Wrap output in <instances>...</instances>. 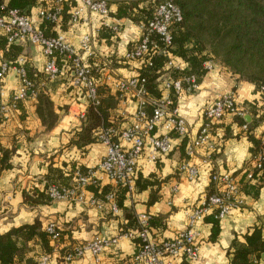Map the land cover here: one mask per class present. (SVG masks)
I'll list each match as a JSON object with an SVG mask.
<instances>
[{"label": "trees", "instance_id": "obj_1", "mask_svg": "<svg viewBox=\"0 0 264 264\" xmlns=\"http://www.w3.org/2000/svg\"><path fill=\"white\" fill-rule=\"evenodd\" d=\"M78 1L7 0L5 2V0H0V4L4 5V9H16L32 20L31 9L35 8L37 20L33 21L37 28L41 30L45 37H56L57 35H64L68 30L81 23V20L74 23L70 21L71 11L76 7ZM104 1L108 10L107 17L102 18L99 16L100 23L96 32L91 35L92 39L98 42L102 40L108 44L114 43L119 30L112 31L104 22H107L106 19L109 18L127 19L140 29L139 38L127 44V51H130L140 42L143 34L142 28L152 18L160 0ZM171 1L180 9L182 21L173 22L169 26L171 39L170 44L165 45V48L170 55L154 53L153 44L164 46V43L157 34L149 33L147 35L149 40L148 51L136 59H126L124 56L117 57L116 43L113 44V48L109 53H99L93 49L92 56L86 58L90 75L94 79L96 87L97 103L88 104L85 117L79 122L78 127L68 131L67 140L58 153H61L64 149L75 148L83 156L91 144L100 142L98 134L101 129L113 128L112 138L113 140H118L120 132L127 127L126 119L119 112L120 102L131 101L136 106L135 99L130 94L120 97V93L113 89L106 80L107 76L114 78L138 77L139 83L143 85L147 95L159 98L164 94L163 82L165 79L173 81L183 76L194 75L197 83H199L207 71L203 69L202 64L211 60L234 76L237 81H245L254 85V93L257 94V97L251 100L238 101L236 97L234 99L235 106L240 109L242 107L247 108L252 117L251 122H246L243 115L225 113L222 116L223 118L225 115L230 114L232 115V122H235L240 127L246 126V129L242 128V130L252 144L250 147V159L247 161L248 164L242 174L243 177L237 183L241 193L256 196L264 176V154L258 167L255 163V159L263 149L262 140L260 136L255 137L253 135V129L264 121V0ZM56 6L60 9L57 21H50L38 14L40 9L51 11ZM113 6H115V11H112ZM114 36L116 39L111 41ZM187 44H190L191 47H186ZM0 49L2 50L0 62H6L10 66L16 64L18 56L22 53V47L19 43H8L3 34L0 35ZM55 58L60 72L52 80L48 79L42 69L37 70L30 67L26 59L22 64L26 70L27 77L31 81L36 84L44 82V88L35 98V111L45 130L53 128L68 107L66 104L56 108L51 99V92L55 90L59 82L65 84L66 94L71 93V96H74L77 101L85 100L83 89L71 84L72 64L70 59L58 52H55ZM118 60L122 62L116 63ZM174 60L186 64L187 67L181 69L174 65ZM126 61H134L137 64L135 73L131 76L118 77L106 68L108 63L119 66L126 64ZM169 62H172V65ZM234 90L235 88H233ZM173 100L175 101V97H173ZM22 102L18 103L17 108ZM147 108L146 110L150 112L149 107ZM13 112L10 113L8 119L0 122V129L10 122ZM170 135L178 137L174 131H171ZM185 144L186 137H182L178 144L180 154L179 163L176 167L178 173L180 172L179 166L189 159L184 151ZM16 150V146L10 144L6 147L0 141V173L12 167L11 159L15 155ZM145 152L144 150L142 155ZM214 153L215 149L211 154V159ZM89 168L73 157L68 158V161H62L61 166H54L50 161L44 174L37 179H32L31 184L21 189L22 203L29 207L49 203L52 201L48 195V187L50 185H56L58 188L70 187L75 182V172L79 171L85 174ZM136 171H138V167ZM210 171H213V169ZM249 173L251 174L250 179L244 181V178ZM251 180H255V183H251ZM162 181L155 175L142 177L137 174L134 179L133 190L149 189L150 197L148 203L151 204L158 198L157 191ZM38 186H42L43 190ZM215 189L210 187L206 195L214 192ZM85 190L93 192L94 199L101 203L106 202V197L112 194L113 201L118 208L122 207V200L127 192L126 187L114 186L113 188L108 184L100 186L99 182L86 185ZM98 190H100L99 193ZM208 217H210L209 220L212 225L210 238L214 239L219 231V219L215 218L214 211L206 214L202 220H207ZM151 218L153 217L150 216L148 222L149 230L153 221ZM125 219L126 222L121 231L135 226L134 214L126 212ZM45 225L42 224L39 218L35 217L31 224L26 223L11 227L6 232L0 233V264H38V256L46 255L52 259L54 248L57 253L54 256V264H66L78 258L74 256L73 259L66 260L68 253H71L73 248L76 245H80V243L71 241L68 244H62V231L58 228L57 238L51 239L45 231ZM242 238V240H239L235 236L232 240L231 246L227 251L230 255L228 264H257L260 254L264 252V237L261 233V227L253 225L242 235ZM132 241L135 245L136 254L140 248V242L138 239H132Z\"/></svg>", "mask_w": 264, "mask_h": 264}, {"label": "crops", "instance_id": "obj_2", "mask_svg": "<svg viewBox=\"0 0 264 264\" xmlns=\"http://www.w3.org/2000/svg\"><path fill=\"white\" fill-rule=\"evenodd\" d=\"M33 20L35 17V8L31 9ZM100 17L96 14L88 13L87 20H81L79 25L68 30L63 36L69 44L78 45L79 37L82 34H90L96 32L100 23ZM110 24H118L119 32L117 39L112 37L111 41L116 43L117 57H123L127 51L128 43L137 40L140 36V29L127 19H106ZM139 30L138 32L136 30ZM92 37V36H91ZM19 43V42H18ZM108 44L92 39V48L99 53H109L113 48V44ZM22 53L18 57H25L27 64L37 70H41L45 58L41 49L37 45L29 42H20ZM7 47V45H5ZM0 53L2 50L0 49ZM1 57V55H0ZM117 61L116 63H121ZM124 62V61H123ZM107 70L118 77H128L135 73L134 61H126L124 65L106 64ZM227 76V79H225ZM223 84L230 87L227 92L218 85ZM3 99L9 100L11 93L17 88L18 79L16 75H11L9 71L2 81ZM251 84L245 81H237L236 78L227 73L219 64L213 63L212 67L206 71L204 76L198 83L196 91L183 95L177 101L178 113L186 121L188 138L196 136L202 121V110L209 105L212 100L223 93L232 92L238 101L251 100L257 97L254 88L249 87ZM233 88L235 90L233 91ZM65 84L59 82L55 90L51 92V99L54 106L68 105L66 111L60 116L58 123L51 129L45 130L38 115L36 114V101L29 99L23 101L21 105L12 113V119L0 129V141L3 146H16V153L11 159L12 167L0 173V233L7 226H17L15 221L17 217L31 218V221L37 217L42 224L49 221H55L59 230L62 231V244H68L71 241L75 243H84L90 241L94 236L98 235L102 238H108L119 235L124 223L126 222L125 213H147L153 219L150 226V233L155 240H165L173 237L178 231L184 229L187 224V213L194 206L198 205L205 197L206 192L215 185L210 181L212 172H229L236 180H240L242 174L246 170L248 160L250 159L251 142L248 140L242 127L232 122V115L227 114L221 120L214 124L211 131L210 142L215 145V153L209 164L204 165L200 162V157L207 150L206 146L198 148L196 154L191 158V162L198 166V177L194 181H189L181 172L176 171L178 161L180 159L178 144L182 137H173V149L170 153L159 155L155 161L147 159V151L138 158L137 174L145 177V169L151 167L155 171H148L147 177L155 175L163 180L157 191L158 198L151 204L148 203L150 190L126 192L122 200V207H119V215L111 213L107 203L101 207L90 205L87 199L94 198L93 192L86 190L85 201H69L67 199L52 200L47 204L29 207L21 201V189L32 183V179H37L47 170V165L51 161L54 166H61L62 161H68L73 157L81 164L87 167H93L105 153V145L96 142L88 147L87 152L81 156L77 149L58 151L63 147L68 137V131L78 127V110L80 104H84L85 100L77 101L71 93H65ZM251 97V99H249ZM136 110L135 103L131 101L120 102L119 112L126 119L127 124L132 121V115ZM243 118L246 122H251L252 117L247 108L242 107ZM23 117V118H21ZM264 126V121L260 122L254 129L253 135L261 137L264 151V132L257 131ZM162 132V129H159ZM16 139V140H15ZM248 144L250 147L245 149L247 153L246 159L240 162L237 167L234 163L236 155H238L240 146ZM253 162V161H252ZM213 169V171H210ZM99 176V175H98ZM102 177V175H100ZM247 177L244 181H248ZM255 180H251L253 183ZM36 185L37 183L34 182ZM109 185L114 188L111 182L102 179L100 186ZM254 184V183H253ZM100 190H98V193ZM145 193V199H140ZM195 194V195H194ZM244 204L241 208L233 209L227 216L219 220V231L214 239L210 238L211 224L210 217L207 220L199 221L196 224L198 232V255L196 260H187L182 257L173 259L175 264H221L219 259L220 251L223 246L220 244L221 233L227 226L228 234L232 240L236 236L242 240V235L246 233L253 225L261 227V233L264 237V215L256 212L254 205H261L264 211V176L261 186L256 196L252 194L241 193ZM245 213H253V223L245 228L242 234H238L233 225L237 222L236 217H243ZM225 221L227 225H225ZM26 224V223H22ZM19 224V225H22ZM18 225V226H19ZM182 226V227H181ZM231 240V242H232ZM231 242L227 249H223V259L229 260L230 255L227 253L231 246ZM117 244L121 247L117 252L123 255V259L116 264H139L135 260V245L132 240L119 236L115 245L108 247L102 253L95 257L85 252L82 256L66 263V264H114V254L111 251ZM127 249V251H125ZM56 249L53 250V257L48 264H54ZM39 258V256L37 257ZM257 264H264V252L260 254Z\"/></svg>", "mask_w": 264, "mask_h": 264}, {"label": "built area", "instance_id": "obj_3", "mask_svg": "<svg viewBox=\"0 0 264 264\" xmlns=\"http://www.w3.org/2000/svg\"><path fill=\"white\" fill-rule=\"evenodd\" d=\"M60 0H55L59 2ZM0 4V33L6 37L7 42L11 38L17 42H29L40 47L45 58L42 66L43 72L49 80L54 79L60 72L56 64L55 52L61 53L72 64V81L75 87L83 89L85 93V103L80 104L77 116L79 122L85 117V111L89 103L96 104V87L94 79L90 75L89 65L86 58L92 56V37L90 34H82L79 37L78 45L75 47L66 42L63 35L56 37L43 36L35 22L27 15L18 12L16 9H4ZM107 5L104 0H79L76 7L71 11L70 21H86L88 13L96 14L102 18L107 17ZM177 12L181 15L180 9L171 0H160L157 4L152 18L147 25L142 28L143 34L140 42L130 51H126L124 58L136 59L148 51V34H157L164 46L153 44V51L156 54H167L165 45L170 44L169 26L176 21ZM59 7H54L51 11L40 9L38 14L50 21H57L59 17ZM109 29L117 31V24L104 22ZM165 34L168 39L166 40ZM88 53L85 55V53ZM21 57L17 58V61ZM10 66L6 62H0V122L9 118L10 113L17 109L18 103L36 98L37 94L44 88V82L38 84L31 81L22 64L17 63ZM169 64L172 65V62ZM175 65V64H174ZM211 60L202 64L203 69L212 67ZM12 69L16 70L18 79L17 88L11 93L9 100L3 99V78ZM106 80L113 89L117 90L122 97L130 94L136 102V110L132 115V121L124 128L118 140H113V128L101 129L98 139L105 145V153L101 159L90 167L85 174L75 172V182L67 188H58L56 185L48 187V195L52 200L67 199L69 201H85L88 184L101 183L106 179L114 186H123L128 192L133 191L134 179L137 176V161L143 151H147V159L155 161L158 155L169 153L173 148V141L170 132L174 131L178 137H186L188 133L186 121L179 115L177 101L185 94L196 91L198 83L194 75L183 76L173 81L165 79L163 82L164 94L159 98L148 96L143 85L139 83L138 77L114 78L107 76ZM170 89V92H169ZM170 93H172L170 95ZM175 97V101L173 100ZM235 95L232 92L218 94L212 102L202 110V121L193 138H188L185 144V153L189 159L179 166L180 172L189 181H194L198 177V166L191 162L198 148L206 146L207 150L200 157V162L207 165L211 161V154L215 145L210 142L213 125L218 122L225 113L243 115V110L235 106ZM124 103V101H122ZM148 112L146 109H148ZM246 129V126H242ZM162 129V132H159ZM264 151L259 153L255 159L256 166H259ZM99 175V176H98ZM102 175V177L100 176ZM251 174L247 175L250 179ZM85 181H88L85 183ZM210 181L215 185L214 192L205 195L204 199L194 206L187 213L186 227L178 231L173 237L165 240H155L149 230V217L147 213L135 214V226L121 231L119 235L102 238L94 236L90 241L76 245L71 253H68L66 260H71L82 256L85 252L91 253L95 259L108 247L115 245L119 236H124L130 240L138 239L140 248L135 255V260L139 264H175V257H182L187 260H196L198 255V232L196 224L202 218L214 211L217 219L227 216L233 209L241 208L244 204L238 187L236 177L229 172H212ZM90 205L101 207L107 203L111 213H118L119 208L113 201L112 194L106 197V202L96 201L94 198L87 199ZM211 209V211H209ZM57 225L55 221H49L45 225V231L51 239L57 238ZM50 258L46 255L39 257L38 264H48Z\"/></svg>", "mask_w": 264, "mask_h": 264}, {"label": "clouds", "instance_id": "obj_4", "mask_svg": "<svg viewBox=\"0 0 264 264\" xmlns=\"http://www.w3.org/2000/svg\"><path fill=\"white\" fill-rule=\"evenodd\" d=\"M5 2H7V0H5ZM115 6H113L112 8V11H115ZM176 21H182V16L179 14V12H177V15L175 17ZM137 32L139 31L138 29L136 30ZM3 33H0V35H2ZM165 38L166 40L168 39L167 37V34H165ZM13 42H17V41H13L11 38L9 39V43H13ZM186 47L190 48L191 45L190 44H187ZM88 53L86 52L85 55H87ZM0 55H2V53H0ZM24 60H25V57H21L20 60L17 61V63H20V64H23L24 63ZM173 63L175 65H177L178 67H180L181 69L183 68H186L187 65L184 64V63H181L180 61L178 60H174ZM16 70L15 69H12L11 70V75H16ZM225 79H227V76H225ZM231 84L229 83L227 86H225L223 84V82H221L220 85H218V87H222L224 89L225 92H227V88L230 87ZM250 88L251 87H254V85H250L249 86ZM249 99H251V97H249ZM259 131H264V126L261 127V129H259L257 131V135L259 134ZM6 147L8 145H5ZM247 147H250V145L248 144H242L240 146V149H239V152H238V155H236L235 157V160H234V163L235 165L238 167L240 162L243 161L244 159H246L247 157V153L245 151V149ZM148 171H155L154 168H147L145 169V177H147V172ZM88 181H85V183H87ZM253 183H255V181H253ZM38 187H41V190H43L42 186H38ZM195 195V194H194ZM147 196V193H145L142 197H140V199H145ZM242 199V197H237V200H240ZM254 207L256 208V212L257 213H260L261 215H264V211H262V206L261 205H254ZM209 211H211V209H209ZM207 214V213H205ZM117 215H119V213H117ZM236 223L233 225V227L236 228L237 230V233L238 234H242L245 230V228H248L252 223H253V220H254V214L253 213H245V215L243 217H236ZM31 218H21V217H17L16 218V225L18 226L19 224H22V223H29L31 224ZM225 225H227V222L225 221ZM182 227V226H181ZM212 225L209 224L208 225V228H211ZM8 230V227L6 226L3 231H7ZM232 240V237L228 234V229H227V226L225 227V230L223 233H221V239H220V244L223 246V248L221 249L220 251V256H219V259L221 261V264H228V261L227 260H224L223 259V249H227L229 247V244ZM243 242V241H242ZM121 245L120 244H117L115 248H112L111 251L113 252L114 254V264H116V262H118L119 260H122L123 259V255H121L120 253L117 252V249L120 248ZM127 251V249L125 250ZM29 255H31V253H29Z\"/></svg>", "mask_w": 264, "mask_h": 264}]
</instances>
